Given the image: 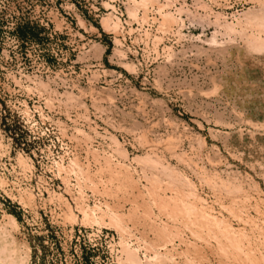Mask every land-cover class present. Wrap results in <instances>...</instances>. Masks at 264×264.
<instances>
[{"label":"rangeland","instance_id":"rangeland-1","mask_svg":"<svg viewBox=\"0 0 264 264\" xmlns=\"http://www.w3.org/2000/svg\"><path fill=\"white\" fill-rule=\"evenodd\" d=\"M260 15L0 0V264H264Z\"/></svg>","mask_w":264,"mask_h":264},{"label":"bare ground","instance_id":"bare-ground-1","mask_svg":"<svg viewBox=\"0 0 264 264\" xmlns=\"http://www.w3.org/2000/svg\"><path fill=\"white\" fill-rule=\"evenodd\" d=\"M135 11V10H134ZM136 14V13H135ZM256 20H259V21H261L260 23H262L261 25H263V23H264V16L263 15H260V16H257L256 17ZM112 21V20H111ZM110 25V24H109ZM114 25V24H113ZM264 26V25H263ZM118 28V27H117ZM116 30V29H115ZM257 39V38H256ZM261 39V38H260ZM259 40V39H258ZM257 40V43H256V40H254V43H255V49H256V45H258V48H260V51H261V48H264V42L263 43H261L262 41L260 40V43L258 44V41ZM252 43V42H251ZM262 50H264V49H262ZM143 159V158H142ZM146 159V158H145ZM147 159H149V158H147ZM153 159V158H152ZM168 168V167H167ZM7 248V247H6Z\"/></svg>","mask_w":264,"mask_h":264}]
</instances>
